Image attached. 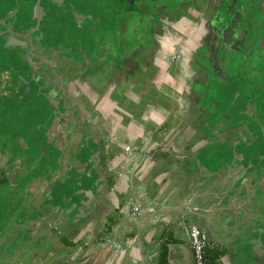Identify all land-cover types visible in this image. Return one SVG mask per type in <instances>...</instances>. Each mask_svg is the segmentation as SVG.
Listing matches in <instances>:
<instances>
[{"label":"crops","instance_id":"0c3cea01","mask_svg":"<svg viewBox=\"0 0 264 264\" xmlns=\"http://www.w3.org/2000/svg\"><path fill=\"white\" fill-rule=\"evenodd\" d=\"M84 52L46 85L43 137L0 151V264H194L193 226L212 264H264V141L224 149L229 126L199 123L184 61L132 76Z\"/></svg>","mask_w":264,"mask_h":264},{"label":"flooded vegetation","instance_id":"af4514ba","mask_svg":"<svg viewBox=\"0 0 264 264\" xmlns=\"http://www.w3.org/2000/svg\"><path fill=\"white\" fill-rule=\"evenodd\" d=\"M10 1L6 17L0 12V64L6 63L3 73L0 68V91L5 90L4 96L43 95L63 67L70 74L75 72L79 54H84V65L92 60L85 48L96 51V59L117 63L116 69H123L125 57L136 52L138 56L131 58L139 64L144 61L143 67L158 60L170 70L186 62L187 94L205 75L203 92L209 95L212 83L247 82V88L221 90L208 100L198 96L196 106L189 101L199 112V123L218 133L228 126L232 129L226 140L231 135L240 138L247 127L229 115L234 100L235 109L248 112V123L255 130V140L249 143L264 141V0ZM22 58L29 62L19 63ZM244 99L249 103L240 104Z\"/></svg>","mask_w":264,"mask_h":264},{"label":"rangeland","instance_id":"374dc122","mask_svg":"<svg viewBox=\"0 0 264 264\" xmlns=\"http://www.w3.org/2000/svg\"><path fill=\"white\" fill-rule=\"evenodd\" d=\"M10 0H0V12L2 13V16L6 17V13L9 11V8L11 6ZM8 10V11H7ZM1 16V17H2ZM119 40V37H117ZM19 62V61H18ZM23 64L28 63L29 61L26 60V58H22V60L19 62ZM6 63L2 60V64H0L1 72L5 70L2 68ZM9 66V64H7ZM16 67V66H15ZM247 82H240L239 85L237 83V86L232 84H227L226 81L221 80L217 82L215 85L216 91L220 92L221 90L223 92H229V89L235 88H245L248 87ZM1 84V83H0ZM246 84V85H245ZM225 88V89H223ZM47 90H45V93L41 96H36L32 99V96H29L28 94L25 96V98H20L17 96V99L13 98L12 96H4L1 93L5 94V90L0 91V119L3 122L1 124L0 122V151L7 154V150H10L11 153H14L18 151L19 149L22 151L21 146L16 145V142L18 144V141L23 139L26 140H33L34 138L39 139L40 137H43V133L45 132V129L47 128L46 124L49 122L48 118L51 117L53 114L52 112H55V104H52V99L47 101ZM233 92V90H232ZM229 99V98H228ZM16 100V101H15ZM31 101V102H30ZM240 104H248V99L240 100ZM14 104L16 106H14ZM232 108H234V111L229 112L231 114V118L236 120H243V122L247 123V127L243 128V136L240 134V138H235L234 135L225 141V144L223 146L224 149L234 147L236 149V144L243 145L242 138H245L244 140H247L245 143H249L253 140H255V130L252 128V126L248 123L250 121L249 114L247 111H245V108L238 111V109H235L234 104L235 101L233 100ZM237 104V103H236ZM244 107V106H243ZM46 109V112L43 113L42 110ZM4 118H7L4 120ZM246 136V137H245ZM234 140V141H233ZM31 142V141H30ZM239 147L237 148H240ZM251 145V144H250ZM39 148V147H38ZM7 149V150H6ZM45 151V148H44ZM38 154V150L33 151V153ZM236 156V154H235Z\"/></svg>","mask_w":264,"mask_h":264},{"label":"built area","instance_id":"2783aa9c","mask_svg":"<svg viewBox=\"0 0 264 264\" xmlns=\"http://www.w3.org/2000/svg\"><path fill=\"white\" fill-rule=\"evenodd\" d=\"M126 150H130L127 147ZM133 216H139L141 214V206L130 201ZM190 246L194 256V264H212L211 258L208 256V249L211 248L207 235L198 227L193 226L190 229ZM101 243L110 247L115 253H120L125 250V246L119 241L112 239L108 236H103Z\"/></svg>","mask_w":264,"mask_h":264},{"label":"water","instance_id":"95a60500","mask_svg":"<svg viewBox=\"0 0 264 264\" xmlns=\"http://www.w3.org/2000/svg\"><path fill=\"white\" fill-rule=\"evenodd\" d=\"M131 54V57H137L138 56V53L136 52H132L130 53ZM131 57H125V59L123 60V66H125L126 70H124V72L126 74H130L132 76H136L138 73H141L142 69H141V64H139V62L134 59H132ZM131 61H133L135 64L132 65L131 64ZM118 66L117 63L114 64V68H116ZM120 67V66H119ZM123 68V67H122ZM206 79H207V76L205 75L204 78H202L201 80L199 81H196L195 83V87L192 89V91H190L188 93V97L190 99H192L194 102H195V106L197 105L198 103V96H203V99H210L211 95L212 94H215L217 93L216 91V87L215 85L217 84V82L215 83H212L213 85H210V92L212 93L211 95H209L208 93H204L203 90H204V87H205V84H206ZM27 90V86L24 87V89L22 90L21 92V95L24 94V92ZM199 114V112L197 113V115ZM201 125H203L204 123H200ZM232 129H229V131H231ZM228 133V132H227ZM231 133V132H229ZM215 136H217V133L214 132L213 133ZM227 140V139H226ZM225 141V140H224ZM251 144V145H250ZM249 145L250 146H254L252 143H250Z\"/></svg>","mask_w":264,"mask_h":264},{"label":"trees","instance_id":"16d2710c","mask_svg":"<svg viewBox=\"0 0 264 264\" xmlns=\"http://www.w3.org/2000/svg\"><path fill=\"white\" fill-rule=\"evenodd\" d=\"M5 119H7V118H4V120H5ZM2 121H3V120H2ZM2 121H1V119H0V122H1V124H3V122H2Z\"/></svg>","mask_w":264,"mask_h":264}]
</instances>
